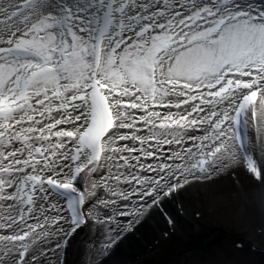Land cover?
I'll return each instance as SVG.
<instances>
[{"label":"snow or ice","instance_id":"6c2138e0","mask_svg":"<svg viewBox=\"0 0 264 264\" xmlns=\"http://www.w3.org/2000/svg\"><path fill=\"white\" fill-rule=\"evenodd\" d=\"M264 138V0H0V264L134 224ZM175 226L176 221L166 216Z\"/></svg>","mask_w":264,"mask_h":264},{"label":"bare ground","instance_id":"6f19581e","mask_svg":"<svg viewBox=\"0 0 264 264\" xmlns=\"http://www.w3.org/2000/svg\"><path fill=\"white\" fill-rule=\"evenodd\" d=\"M252 141L264 172V138L258 139L252 133ZM166 214L176 221L175 226L169 223ZM211 217L238 229L245 225L244 230L258 239V232L264 227V185L242 164L222 169L209 180L195 183L165 201L162 209L143 217L134 224V230H128L113 252L100 251L106 230L90 222L79 236H71L67 248L53 246L46 264H60L61 259L65 264H136L140 256L150 252L167 235L179 233L185 237L199 231L204 219Z\"/></svg>","mask_w":264,"mask_h":264},{"label":"rangeland","instance_id":"374dc122","mask_svg":"<svg viewBox=\"0 0 264 264\" xmlns=\"http://www.w3.org/2000/svg\"><path fill=\"white\" fill-rule=\"evenodd\" d=\"M203 223L199 231L185 237L179 233L166 237L140 256L136 264H264V227L258 232L259 238L253 239L249 230H244L245 225L240 229L230 227L214 217ZM193 239L198 242L196 248L184 244ZM238 239L243 248L237 246ZM184 246H189L190 251H185Z\"/></svg>","mask_w":264,"mask_h":264}]
</instances>
